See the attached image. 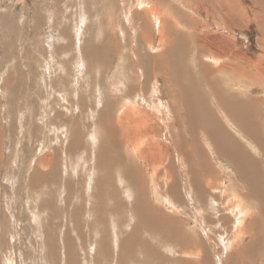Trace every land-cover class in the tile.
<instances>
[{"label": "rangeland", "instance_id": "obj_1", "mask_svg": "<svg viewBox=\"0 0 264 264\" xmlns=\"http://www.w3.org/2000/svg\"><path fill=\"white\" fill-rule=\"evenodd\" d=\"M239 1L247 14L244 18L238 15L235 23L229 20L230 26L226 24L225 28L223 23L230 19L228 10L219 8L214 17L218 23H214L205 9L186 7L182 0H163L160 11L168 16L166 35L161 39L164 29L150 25L148 41L140 38L143 28L139 17L145 21L147 15H138L146 9L143 4L136 6L137 0H0V264H264V259L256 262L252 253L244 252L248 239L246 223L254 211L247 217L241 237L231 242L237 234V203L241 199L251 203L258 214L261 203L257 204L256 199L249 201V187L243 184L240 172L223 156L220 147L228 135L227 139H234L258 161L264 175V0ZM192 15L205 27L189 22ZM196 34L206 37L203 52H196ZM166 39L170 42L165 44ZM225 40L228 46L224 45ZM178 41L182 42L181 47ZM216 46L241 53V58L228 61L234 66L233 72L226 68L208 69L215 57L220 64L231 58L229 54L219 55ZM99 50L106 55L104 67L102 61H92V53ZM143 54L150 58L149 68L165 54L167 61L171 57L184 67L195 62V72L187 71L190 82L183 81L189 88L184 96L188 98L189 90L193 91L195 98H191L197 103L205 102L208 108L195 111V120L189 114L188 117L186 100L177 90L172 92L160 77L163 100H170L172 115L163 112L167 118L163 115L165 120L157 123L152 133L168 135L167 127L172 125L177 130L173 137L175 151H168L164 145L162 164L158 165L153 156L135 152L141 148H132L133 142L131 146L126 142L123 145L118 139L119 154L134 169L128 183L119 166L106 168L100 149L108 133L114 131L121 136L119 117L136 113V108L157 115L147 90L143 94L148 104L141 101L144 80L138 57ZM241 66L247 68V76L240 74ZM214 79L219 81L217 85ZM246 93L253 97V106L243 105L241 95ZM216 103L221 105L220 110ZM173 111L177 113L174 115ZM133 127L139 128L135 124ZM145 134L142 131L136 135L135 144ZM147 137L150 141L154 138ZM210 137L219 142L213 143ZM178 143L184 145H179L181 152ZM186 154L191 161L188 169L183 166H188L183 164ZM199 161L209 162L212 169L204 167L196 179L192 169ZM130 164H137L140 172H135L137 168ZM108 170L112 172L109 177ZM35 172L42 177L38 181H33ZM50 172L55 177L52 182L47 180ZM110 184L113 189L117 187L112 190L119 192L117 196L101 191ZM175 193L181 195H177L179 200ZM102 201L109 204L111 214L101 208ZM136 205L143 211L154 208L156 227L138 220L141 212L138 214ZM98 214L108 219L97 220ZM260 230L264 245V223ZM130 237L132 242L136 238L140 243L135 247L137 252L129 250L131 256L135 254L132 259L122 246ZM97 239L101 240L97 242L99 252L103 240L102 256L94 243ZM121 254L129 262L116 261ZM100 256L104 261L97 262Z\"/></svg>", "mask_w": 264, "mask_h": 264}, {"label": "bare ground", "instance_id": "obj_2", "mask_svg": "<svg viewBox=\"0 0 264 264\" xmlns=\"http://www.w3.org/2000/svg\"><path fill=\"white\" fill-rule=\"evenodd\" d=\"M161 1H163V0H151V3L149 4L148 3V0H142L141 2H138V0H137V2H136V6H138V5H140V4H143V7L142 8H144V9H146V10H144V11H141V12H139L138 13V15L139 16H141V14L142 13H145L146 15H147V20H145V21H143V20H141V17H139L140 18V20H139V25H140V27L142 26V28H143V30H142V33L140 34V38L142 39V40H151L150 39V37H151V33H150V31H151V27H150V25H152L153 27H155V28H157V29H159V30H161V28H163L164 29V25H165V23H166V21L168 22V20H165V18H166V14L164 13V11L161 9V11H160V7L162 6V2ZM165 1V0H164ZM182 2H183V4L184 5H186V7H189V8H198V9H196V10H199V9H205L206 11H207V15L209 16L208 18L210 19V20H212L214 23H218V21H217V19L216 18H214L217 14L215 13V12H219V8H221V10L223 11V9H225V12H226V10H228V13H226L228 16H230V19H228L227 20V23H223L224 24V27L226 28V24H227V27H229L230 26V24L228 23V21L229 20H231L233 23H235L236 22V20H237V17H238V15L240 16H242L243 18H244V14H247V9H246V7H243L242 6V3H241V1H239V0H182ZM254 2L255 3H258V0H254ZM128 3H130V2H128ZM183 4H181V5H183ZM171 5V4H170ZM258 5V4H257ZM256 5V6H257ZM171 7H173V6H171ZM263 7H264V4H263ZM194 10V9H193ZM178 12V11H177ZM194 12H195V10H194ZM179 13V12H178ZM222 14V13H221ZM225 14V13H224ZM184 15H186V14H184ZM189 16V15H188ZM191 16V15H190ZM218 16V15H217ZM245 16H247V15H245ZM168 17V16H167ZM181 17V16H180ZM184 17V16H183ZM241 17V18H242ZM195 16L194 15H192V21H190L189 20V22H192L193 24H201V25H203V27H205V24H203V23H200V21H199V23H198V20L195 18ZM167 19V18H166ZM248 19V18H247ZM177 20V19H176ZM175 20V21H176ZM186 20V19H185ZM241 20V19H240ZM183 22V21H182ZM222 22H224L223 20H222ZM138 24V23H137ZM191 24V23H190ZM183 25V24H182ZM192 25V24H191ZM181 26V25H180ZM194 26V25H193ZM192 26V27H193ZM199 26V25H198ZM195 27V26H194ZM186 29V28H185ZM165 30L166 29H164V31H163V33L161 34V39H163L164 38V36L166 35V33H165ZM182 30V29H181ZM194 30H195V28H194ZM179 31V30H178ZM177 31V32H178ZM161 32V31H160ZM196 31H194V33H195ZM179 33V32H178ZM184 33V32H183ZM187 34V33H186ZM192 34V33H191ZM205 35H209V34H205ZM188 36V35H187ZM194 37V36H193ZM209 37V36H208ZM173 38V37H172ZM196 40H197V49H196V52L197 53H199L200 51L201 52H203L204 50H205V48H206V46L204 45V41H205V39H206V37L204 36V34H196L195 35V37H194ZM169 39V38H168ZM168 39H166L165 40V44H166V42H167V40ZM174 39V38H173ZM214 39V38H213ZM209 40H211V39H209ZM174 41V40H173ZM172 41V42H173ZM183 41V40H182ZM187 41V40H186ZM186 41H184V42H186ZM214 41V40H213ZM216 41V40H215ZM168 42H170L169 40H168ZM167 42V43H168ZM178 42H180V41H178ZM174 43V42H173ZM214 43H218L217 41L216 42H214ZM224 43V45L225 46H228L229 45V43H227L226 42V40L223 42ZM231 43V42H230ZM164 44V41L162 42V45ZM221 44V43H220ZM262 44L264 45V39H263V42H262ZM186 45V44H185ZM182 46V42H180L179 43V47H181ZM196 46V45H195ZM224 46V47H225ZM170 47V46H169ZM186 47H187V45H186ZM227 48V47H226ZM226 48L224 49L223 47L221 48L220 46L219 47H214V49H218L219 51H218V54L219 55H222V56H228V54H229V56L231 57L230 59H228L227 61H224V62H221V64L219 63V59L218 58H214V57H211V59L212 58H214V60L212 61L213 62V65H210L209 64V66H208V69L209 70H211V69H214V68H216V69H220V70H224L225 68H226V70H230V71H232L233 72V70H235L234 69V66L232 67V66H230V64H229V60L231 61V59H232V61H233V59H238V58H241L240 57V55H241V53L240 52H238V50H234V49H230V48H227L228 49V53H227V51H226ZM215 50V52L214 53H217V51ZM172 51V50H171ZM211 52H213V51H211ZM99 53H101V56H99ZM167 53V52H166ZM175 55H176V52H173ZM233 54V55H232ZM169 55V54H168ZM104 56H106L105 55V53L104 52H100V50L99 51H95L94 53H92V61L93 62H96L95 60H100V62L102 61V63H104L103 64V67H104V65H106L107 64V60H105L104 59ZM165 56H166V54H165ZM163 57L162 58V56H160V58H161V60H158L157 58H156V62H155V65H153L152 67H150L149 68V66L147 65V63H148V61L150 60V58L149 57H147V55H141L140 57H138V61L140 62V64L142 65V70H141V76H142V81L144 80V84H143V86H142V94H141V98H142V102H144V103H147V99H146V95H144L143 94V92H144V90H147V92H149L148 93V95H150V97L153 99V102H154V104H155V106H156V113H157V115H151V113H149V112H147V109H142V110H139V109H137L136 108V113L133 111V112H128L127 114H125L124 116H121V117H119L118 119H117V125L119 126V128H118V131L121 133V136H119L118 135V132H114V131H112L111 133H108L107 134V137H106V140H104L105 142L102 144L103 145V147L100 149V155H102V157L106 160V168L107 169H112L113 167H115V166H119L118 168V170H119V172H122L123 173V178H124V180L126 181V182H128L129 183V181H128V179L127 178H129V180L130 179H132V178H130V176H131V172H134L132 169H131V167L128 165V163L125 161V158H124V156H122L121 154H119L120 152H119V150H118V148H119V146L121 145V144H119V141H118V139L121 141L120 143H123V145H124V143L126 142L127 144H129L130 146H131V143L133 142V145H132V148H141V149H138V151H135V152H139V153H141L142 155H147V154H149V156L151 155V156H153V158L152 159H154L157 163H158V165H160V163H161V160H162V152H163V147H164V145H165V147L167 146V150L168 151H170V149L171 150H173L175 147H176V145H174V142H173V137H174V134H175V132L177 131H175V129H173V127H172V125H171V127H170V125L167 127V129H168V135L166 134V135H162V134H157L156 133V135H154L153 133H152V131L155 129V126H156V124L157 123H163V121L165 120L164 118L166 117V115H164V113L163 112H165V114H167V115H169V116H171L172 115V113H171V111H170V107L169 106H171V102H170V100L167 102V101H164L163 100V96H162V90H161V88H160V86H159V79H160V77H163L164 78V80L166 81V84H167V86L169 87V89L171 88V90H172V92H175L176 90L179 92V93H181V95L183 96V99H185L186 100V102H187V104H186V109H185V111H186V113L185 114H187V116H188V114L192 117V119H194L195 120V111H198V110H204L205 108H208V106H207V104L204 102H196V100L194 101V99H192L191 98V96L192 97H194V94L189 90V96H188V98H187V96H184L186 93L185 92H187V90L189 89L188 88V86L186 85V84H184V80L185 81H189L188 79V73H187V71L188 72H195V67H196V63L194 62H191L188 66L186 65V67H184V65L181 63V64H179V62H176V59H171V57H170V60H166L167 59V57ZM201 56H202V53H201ZM91 57V56H90ZM219 57V56H218ZM169 59V58H168ZM181 61V60H180ZM243 61V60H242ZM169 63L168 65L167 64H165V63ZM206 63V62H205ZM186 64V63H185ZM234 64V63H233ZM144 66V67H143ZM148 66V67H147ZM236 67V69H237V67H238V65H235ZM197 68V67H196ZM239 68V67H238ZM245 69H246V72H245ZM245 69H243V67L241 66V70H239L240 71V74L242 73V74H244L245 76H247L246 74L248 73V70H247V68H245ZM238 70V69H237ZM243 75V76H244ZM232 76V75H231ZM245 76H244V78H245ZM191 77V76H190ZM201 77V76H200ZM252 77V76H251ZM254 77V76H253ZM208 78V77H207ZM153 79V80H152ZM202 79V78H201ZM206 79V77L205 78H203V80H205ZM216 79H214V82L216 83ZM152 82V83H151ZM190 82V81H189ZM210 82V81H209ZM208 82V83H209ZM213 82V81H212ZM213 82V83H214ZM218 82L219 81H217V83L215 84V85H217L218 84ZM183 83V84H182ZM201 83H204V82H201ZM206 83V82H205ZM208 83H206V84H208ZM211 83V82H210ZM165 84V85H166ZM205 84V85H206ZM151 85V86H150ZM214 85V84H213ZM214 85V86H215ZM119 86V85H118ZM196 86V85H195ZM213 86V87H214ZM244 86V85H243ZM246 86V85H245ZM208 87V86H207ZM210 87V86H209ZM212 87V86H211ZM212 87V88H213ZM188 88V89H187ZM190 88H191V86H190ZM196 88V87H195ZM199 87H197V89H198ZM218 88V87H217ZM221 88H222V86H221ZM221 88H218V89H220V91H222L221 90ZM203 89H205V88H203ZM224 89V88H223ZM131 89H127L126 91H130ZM194 90V89H193ZM213 90V89H212ZM224 91V90H223ZM229 92L230 90H225V92ZM233 91V90H232ZM200 92H201V90H200ZM209 92V91H208ZM224 92V93H225ZM231 92V91H230ZM194 93H195V90H194ZM211 93V92H210ZM209 93V94H210ZM169 94V93H168ZM202 94H203V92H202ZM232 94V93H231ZM178 95V94H177ZM204 95V94H203ZM215 95V94H214ZM217 95V94H216ZM238 95V94H237ZM200 96V95H199ZM224 96H226V95H224ZM234 96H236V95H234ZM242 97H241V99H244L243 100V105H247V104H250V103H252V106H253V97L252 96H250L248 93H246V94H243V95H241ZM198 97V96H197ZM202 97V96H201ZM204 97V96H203ZM209 97V96H208ZM211 97V96H210ZM223 97V96H222ZM195 98V97H194ZM206 99H208L207 98V96L205 97ZM204 98V99H205ZM237 98V97H236ZM172 99V98H171ZM225 99V98H224ZM235 99V98H234ZM198 100V99H197ZM237 100H239V99H237ZM173 101V100H172ZM202 101V100H201ZM219 101V100H218ZM225 101V100H224ZM182 102V101H181ZM185 102V103H186ZM207 102V101H206ZM227 102V101H226ZM239 102V101H238ZM174 103V102H173ZM176 103V102H175ZM233 103V102H232ZM237 103V102H236ZM235 103V104H236ZM135 104V103H134ZM148 104V103H147ZM229 104H231V103H229ZM176 105H178V104H176ZM194 105V106H193ZM210 105V104H209ZM216 105L217 106H219L217 103H216ZM148 106V105H147ZM221 106V105H220ZM220 106L218 107V109L220 110ZM241 106V105H240ZM127 107H129V106H127ZM172 107V106H171ZM182 107V106H181ZM237 107V106H236ZM147 108V107H146ZM222 108V107H221ZM229 108H231V107H229ZM128 109V108H127ZM131 109V108H130ZM135 109V108H134ZM227 109V108H226ZM132 110V109H131ZM172 110V109H171ZM228 110V109H227ZM121 111V110H120ZM149 111V110H148ZM122 112V111H121ZM182 111H180V113H181ZM217 112V111H216ZM233 112V111H232ZM173 113H174V111H173ZM175 113H177V111L175 112ZM175 113H174V115H175ZM183 113V112H182ZM184 114V113H183ZM165 117H164V116ZM244 115V114H243ZM200 116V115H199ZM152 117H154V120L152 119ZM183 117V116H182ZM189 117V116H188ZM198 117V116H197ZM139 118V119H138ZM167 118V117H166ZM170 118V117H169ZM172 118H174V116L172 117ZM139 120V122H137L136 120ZM178 119H180V118H178ZM188 119H190V118H188ZM206 119V118H205ZM231 119V118H230ZM254 119H255V117H254ZM132 120L133 121H136L135 123L134 122H132ZM200 120V119H199ZM203 120V119H202ZM207 120V119H206ZM221 120V119H220ZM175 121H177V120H175ZM240 121V120H239ZM247 121V120H246ZM193 122H197V123H199L198 121H193ZM220 123V122H219ZM250 123V122H249ZM134 124H135V126H137V127H139V128H136V127H133L134 126ZM252 124V123H251ZM251 124H249V125H251ZM114 126V125H113ZM237 126V125H236ZM241 126V125H240ZM255 126V125H254ZM152 127V128H151ZM200 127V126H199ZM198 127V128H199ZM214 127V126H213ZM212 128V127H211ZM216 128H217V126H216ZM226 128V127H225ZM253 128H256V127H253ZM202 129V128H201ZM244 129V128H243ZM179 130V129H178ZM262 130V129H261ZM142 131H146V134L144 135V138L142 137V139L141 140H139V141H137V144H135V142H134V139L137 137L136 135H138L139 133H141ZM202 131V130H201ZM221 131V130H220ZM258 132V131H257ZM147 133H149V135H152V136H154V138H153V140L152 141H150L149 140V138L147 137V136H149ZM192 133H194V132H192ZM250 133V132H249ZM246 134V133H245ZM160 135V136H159ZM176 135V134H175ZM209 135V134H208ZM219 135V134H218ZM250 135V134H249ZM259 135V134H258ZM215 136V135H214ZM226 136H228V135H226ZM226 136H224L223 137V143L221 144V152L223 153V154H225V155H223V156H225L226 158H228V159H230L231 160V163L236 167V169L240 172V174H241V176H242V178L244 179V182H243V184H246L248 187H249V189H250V193H248V195H249V201L251 202L252 200L251 199H256V203L257 204H259V203H261V206H260V204L258 205V209H259V214L257 213L258 211H257V209H255V208H253V205L250 203H248V202H245V201H241L240 200V202H238L237 203V207H236V215H237V219H236V222L234 223V229H236V232H237V234H235V236L232 238V240H231V242H235V240L236 239H239L240 237H241V233L243 232V225H245V221L247 220V217H249L250 215H251V213H252V211H254V214H253V216L250 218V220L246 223V229H247V234H248V239H246L247 240V243H246V246L244 247V252L245 253H248V254H250V253H252L253 255V257H254V259H252V260H255L256 262H257V259H259V258H261V259H264V245H263V243H262V239H261V237H260V224H261V226H262V223H264V175H262L261 173H263L261 170H262V168H261V166L259 165V163H258V161L257 160H255L252 156H250L243 148H242V146H238L237 145V142L234 140V139H232L231 137H230V139L228 138H226ZM248 136V135H247ZM157 137H160V139H158ZM191 137V136H190ZM202 137V136H201ZM212 140L211 141H213V143L217 140L216 138H214V137H210ZM253 138V137H252ZM256 138V137H255ZM254 139V138H253ZM175 141V140H174ZM181 141V140H180ZM218 141V140H217ZM184 142V141H183ZM187 142V141H186ZM193 142V141H192ZM219 142V141H218ZM188 143V142H187ZM191 143V142H190ZM72 144H73V146H75V142H72ZM217 144V143H216ZM179 145L181 146V145H183L182 143H178V148L177 149H179ZM186 145V144H185ZM191 145V144H190ZM136 146H138V147H136ZM173 146H175V147H173ZM184 146V145H183ZM149 147V148H148ZM173 147V148H172ZM192 147V146H191ZM195 147V146H194ZM226 147H228V148H226ZM131 148V149H132ZM188 148V147H187ZM264 148V147H263ZM148 149V150H147ZM184 149V148H183ZM166 150V149H165ZM182 150V149H181ZM181 150L179 149V151L181 152ZM187 150V149H186ZM132 151H134V150H132ZM131 151V152H132ZM175 150H173V152H174ZM128 152V151H127ZM168 153H170V152H168ZM132 153H130V155H131ZM135 154V153H134ZM135 155H137V154H135ZM141 155V156H142ZM150 156V157H151ZM186 156H187V159H186V161H184L183 162V164H188V166H185V165H183L184 166V168L185 169H188V168H190V160H189V156L186 154ZM204 156V155H203ZM203 156H201V157H203ZM142 158H143V156H142ZM204 160V159H203ZM101 161H102V159H101ZM144 161V160H143ZM98 163V162H97ZM101 163V162H100ZM105 163V162H104ZM169 163V162H168ZM195 162H193V164H194ZM102 164V163H101ZM137 164H138V162H137ZM136 164V165H137ZM154 164V163H153ZM162 164V163H161ZM210 163L209 162H207V161H204L203 163H201V161H199V162H197V163H195V165H194V169H192V174L194 175L193 176V178L195 177L196 179H198L199 177H201V175H202V173L204 172V167H206L205 169H207V168H211V166L212 165H209ZM130 165H132L133 167H135V172H140V169H138V165L136 166V165H134V164H130ZM97 167V166H96ZM212 169V168H211ZM214 169V168H213ZM117 170V171H118ZM142 170V169H141ZM156 170V169H155ZM154 170V171H155ZM228 171V170H227ZM212 172V171H211ZM214 172V171H213ZM216 172V171H215ZM261 172V173H260ZM116 173V172H115ZM210 173V172H209ZM50 174H51V172H50ZM101 174V173H100ZM108 176L107 177H109L110 175H112V172H110V170H108ZM117 174V173H116ZM188 174V173H187ZM191 174V175H192ZM258 174L259 175H262V177H260V176H258ZM53 174H51L50 175V177H49V179H47V180H51V182H52V180L53 179H55V177H53L52 176ZM102 175V174H101ZM107 175V174H106ZM34 176H37V177H34L33 178V181H38V180H40L42 177L38 174V172H35V174H34ZM104 176V175H103ZM47 177V176H46ZM99 177V176H98ZM135 177H136V174H135ZM218 177V176H217ZM105 178V177H104ZM166 178H168L167 176H166ZM210 179H211V177H209ZM72 179V178H71ZM134 179V178H133ZM205 179V178H204ZM111 180H113V179H111ZM121 179H119V181H120ZM208 180V179H207ZM214 180V179H213ZM223 180V179H222ZM56 181V180H55ZM78 182L80 181V180H77ZM109 181V180H108ZM122 181V183H123V180H121ZM120 181V182H121ZM193 181V180H192ZM205 181V180H204ZM216 181V180H215ZM89 182V181H88ZM87 182V183H88ZM140 182V181H139ZM125 183V182H124ZM196 183V182H195ZM208 183V182H207ZM77 184H79V183H77ZM126 184V183H125ZM134 184V183H133ZM173 184V183H172ZM242 184V183H241ZM70 185V184H69ZM74 185H76V183L74 184ZM98 184H96V186H97ZM101 185V184H100ZM103 185H104V183H103ZM102 185V186H103ZM111 185H113V184H110V185H106L107 187V189H104L105 187L103 186H101L102 188H100L101 189V191L102 190H104V192H105V195H107V194H109L110 196H117L118 195V193L116 192V193H113L112 192V190H115L116 188L114 187V189H113V187L111 186ZM124 185V184H123ZM122 185V186H123ZM127 185V184H126ZM198 185V184H197ZM208 185V184H207ZM210 185H212V184H210ZM239 185H240V183H239ZM87 186V185H86ZM117 186V185H116ZM133 186V185H132ZM140 186V185H139ZM246 186V187H247ZM60 187V186H59ZM100 187V186H99ZM118 187H119V185H118ZM191 187V186H190ZM211 187V186H210ZM214 187V186H213ZM243 187V186H242ZM75 188V187H74ZM94 188V187H93ZM125 188V187H124ZM132 188V187H131ZM240 188H241V185H240ZM69 189V188H68ZM76 189V188H75ZM91 189V188H90ZM95 189V188H94ZM93 189V190H94ZM122 189V188H121ZM129 189V188H128ZM127 189V190H128ZM174 189V188H173ZM220 189V188H219ZM242 189V188H241ZM248 189V188H247ZM117 190V189H116ZM119 190H120V188H119ZM238 190V189H237ZM244 190H245V188H244ZM129 191V190H128ZM138 191V190H137ZM171 191H173V190H171ZM198 191V190H197ZM213 191H215V189L213 190ZM83 192V191H82ZM125 192V191H124ZM132 192V191H131ZM135 192V191H134ZM176 192V191H175ZM178 192H180V191H178ZM207 192V191H206ZM242 192H244V191H242ZM173 193V192H172ZM100 194V193H99ZM133 194V193H132ZM138 194V193H137ZM202 194V193H201ZM221 194V193H220ZM89 195H90V193H89ZM104 195V196H105ZM121 195V194H120ZM175 195H176V197H177V200H179V195L177 194V193H175ZM178 195V196H177ZM192 195V194H191ZM190 195V196H191ZM203 195V194H202ZM207 195H208V193H207ZM216 195V194H215ZM237 195V194H236ZM79 196V195H78ZM83 196V195H82ZM86 196V195H85ZM94 196H96V195H94ZM124 196H126L125 195V193H124ZM145 196V195H144ZM165 196H166V194H165ZM181 196V195H180ZM223 196V195H222ZM228 196V195H227ZM247 196V195H246ZM68 197V196H67ZM66 197V198H67ZM76 197V196H75ZM99 197V196H98ZM132 197L134 198V196L132 195ZM168 197V196H167ZM196 197H197V195H196ZM218 197V196H217ZM242 197V196H241ZM71 198H74V197H71ZM76 198H78V197H76ZM75 198V199H76ZM100 198V197H99ZM172 198V197H171ZM188 198V197H187ZM194 198V197H193ZM204 197H202V199H203ZM235 198V197H234ZM244 198V197H243ZM163 199H164V197H163ZM162 199V200H163ZM170 199V198H169ZM196 199V198H195ZM237 199V198H236ZM69 200V199H68ZM67 200V201H68ZM102 200V199H101ZM134 200V199H133ZM138 200V199H137ZM212 200V199H211ZM228 200V199H227ZM79 201V200H78ZM96 201V200H95ZM171 201V200H170ZM173 201V200H172ZM171 201V203H173ZM81 202V201H80ZM92 202V201H91ZM97 202V201H96ZM103 202V201H102ZM148 202V201H147ZM159 202H161V201H159ZM198 202V201H197ZM65 203H66V201H65ZM182 203V202H181ZM203 203V202H202ZM83 204V203H82ZM81 204V205H82ZM66 205V204H65ZM143 205V204H142ZM169 205V204H168ZM202 205V204H201ZM225 205V204H224ZM47 206V205H46ZM48 206L51 208L52 206H51V203H49L48 204ZM68 206V205H67ZM71 206V205H70ZM80 205H78L77 207H79ZM137 206V205H136ZM173 206V205H172ZM260 206V207H259ZM69 207V206H68ZM114 207V206H113ZM138 207V206H137ZM141 207V206H140ZM203 207V206H202ZM214 207V206H213ZM95 208H96V206H95ZM94 207L92 208V210L93 209H95ZM98 208V207H97ZM96 208V209H97ZM100 208V207H99ZM101 208H104V210L105 211H107L108 212V214H111L110 213V206H109V204H107V205H105V202H103V207H101ZM75 209V208H74ZM151 209V208H150ZM204 209V208H203ZM211 209V208H210ZM226 209H227V206H226ZM56 210V209H55ZM72 210V209H71ZM81 210V209H80ZM86 209L84 208V211H85ZM59 211V210H58ZM78 211V210H77ZM136 211L138 212V214H139V212H141L140 214H139V219L138 220H141L140 222H144V223H148V224H150L151 226H155L156 227V225H157V223H158V220H157V218L155 217V213H154V208H152L151 209V211H148V208H146L144 211L142 210V209H140L139 207L136 209ZM157 211L158 212H160V214H163V216H165L164 215V211L163 212H161V211H159L158 210V208H157ZM257 211V212H256ZM83 212V211H82ZM88 212V211H87ZM95 212V211H94ZM100 212V211H99ZM114 212V211H113ZM119 212H121V211H119ZM78 213V212H77ZM81 213V212H80ZM234 213V212H233ZM120 214V213H119ZM79 215V214H78ZM81 215H83V214H81ZM85 215V214H84ZM123 216V215H122ZM158 216H159V214H158ZM76 217V216H75ZM75 217H73V218H75ZM162 217V216H161ZM211 217V216H210ZM220 217H221V215H220ZM72 218V219H73ZM82 218V217H81ZM163 218V217H162ZM215 218H217V217H215ZM106 219H108V217H105V216H103V215H100V214H98V216H97V220H102V221H104L105 222V220ZM122 219H124V218H122ZM165 219V218H164ZM167 219H168V217H167ZM222 219V218H221ZM126 220V219H125ZM160 220V219H159ZM223 220V219H222ZM149 222H151V223H149ZM166 222V221H165ZM173 222H174V220H173ZM221 222V221H220ZM138 223V222H137ZM124 224V223H123ZM139 224V223H138ZM171 224V223H170ZM174 224V223H173ZM182 224V223H181ZM195 224V223H194ZM137 225V224H136ZM163 225V224H162ZM172 225V224H171ZM202 225V224H201ZM88 226V225H87ZM101 226V225H100ZM105 226V225H104ZM119 226V225H118ZM165 226V225H164ZM179 226V225H178ZM193 226V225H192ZM258 226V229L256 228ZM102 227V226H101ZM181 227V226H180ZM135 228H136V226H135ZM148 228V227H147ZM169 228H171V227H169ZM174 228H177V226L175 225L174 226ZM179 228V227H178ZM89 229V228H88ZM95 229V228H94ZM108 229V228H107ZM133 230H134V228H132ZM93 230V229H92ZM104 230V229H103ZM124 230V229H123ZM163 230V229H162ZM108 231V230H107ZM141 231V230H140ZM171 231V230H170ZM178 231H180V230H178ZM93 232H96L95 230L93 231ZM235 232V233H236ZM127 233V232H126ZM179 235H182V234H180V232H177ZM107 234V233H106ZM132 234H134L133 232H132ZM137 234V233H136ZM160 234V233H159ZM173 234V233H172ZM93 235V234H92ZM102 235V234H101ZM83 236V235H82ZM129 236V235H128ZM127 237V236H126ZM184 237V236H183ZM257 237V238H256ZM84 238V237H83ZM101 238H105V236L104 235H102L101 236ZM133 238H134V235H133ZM124 239V238H123ZM134 241L132 242L131 241V237L127 240V241H123V249L125 250V252L126 251H128V254L127 255H129V257L132 259V258H134L135 257V254H134V252L133 253H131L132 254V256L130 255V253H129V250H135L136 252H137V249H135V247L137 246V245H140V243L138 242V241H136V238L135 239H133ZM98 241H101V240H99V239H97V241L96 242H94V243H96L95 245H96V247L97 246H99L98 244H97V242ZM136 241V242H135ZM70 242V241H69ZM73 242V241H72ZM224 242H225V240H224ZM102 243H103V240H102V242H101V249H100V252H99V247H97L98 248V252H99V255H103V250H102ZM71 244V243H70ZM225 244V243H224ZM73 245V244H72ZM180 245V244H179ZM66 248V247H65ZM140 251H141V248L139 249ZM69 251H71V250H69ZM83 251V250H82ZM123 251V250H122ZM144 250H143V248H142V252H143ZM261 251H263L262 253H263V255H262V257H260V252ZM132 252V251H131ZM139 252V251H138ZM86 253V252H85ZM90 253V252H89ZM77 254V253H76ZM96 254V253H95ZM98 255V256H99ZM100 256V258H98V260H97V262H100V261H104V257H101ZM137 257V256H136ZM114 258V257H113ZM117 259H116V261L118 260V262L119 261H121L122 260V262H124V261H126V260H128L129 258H127V257H125L123 254H121V256H120V258L119 257H116ZM94 259V261H95V258H93ZM97 259V258H96ZM137 259H138V261L140 260V258L139 257H137ZM169 259V258H168ZM114 260V259H113ZM128 262H129V260H128ZM116 263V262H115ZM120 263V262H119ZM264 263V262H263ZM118 264V263H117ZM142 264H144V262L142 263Z\"/></svg>", "mask_w": 264, "mask_h": 264}]
</instances>
